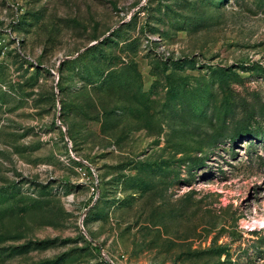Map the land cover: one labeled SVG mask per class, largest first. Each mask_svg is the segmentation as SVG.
<instances>
[{
  "label": "rangeland",
  "instance_id": "obj_1",
  "mask_svg": "<svg viewBox=\"0 0 264 264\" xmlns=\"http://www.w3.org/2000/svg\"><path fill=\"white\" fill-rule=\"evenodd\" d=\"M264 264V0H0V264Z\"/></svg>",
  "mask_w": 264,
  "mask_h": 264
},
{
  "label": "built area",
  "instance_id": "obj_2",
  "mask_svg": "<svg viewBox=\"0 0 264 264\" xmlns=\"http://www.w3.org/2000/svg\"><path fill=\"white\" fill-rule=\"evenodd\" d=\"M107 264H114V262L113 261H110L109 263H107Z\"/></svg>",
  "mask_w": 264,
  "mask_h": 264
}]
</instances>
